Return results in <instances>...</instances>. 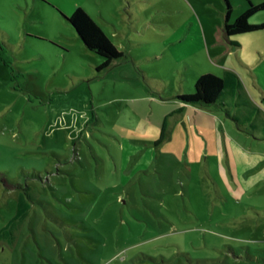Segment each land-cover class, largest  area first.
I'll list each match as a JSON object with an SVG mask.
<instances>
[{
	"label": "rangeland",
	"instance_id": "1",
	"mask_svg": "<svg viewBox=\"0 0 264 264\" xmlns=\"http://www.w3.org/2000/svg\"><path fill=\"white\" fill-rule=\"evenodd\" d=\"M186 3L0 0V264H264L263 135L218 104L174 112L234 59L230 108L260 123L264 29L210 52L179 39ZM79 6L123 52L102 71Z\"/></svg>",
	"mask_w": 264,
	"mask_h": 264
},
{
	"label": "crops",
	"instance_id": "2",
	"mask_svg": "<svg viewBox=\"0 0 264 264\" xmlns=\"http://www.w3.org/2000/svg\"><path fill=\"white\" fill-rule=\"evenodd\" d=\"M249 1H251L254 4H261L262 2H264V0H229L230 4L232 5V10H231L230 16L228 17V20L230 23H233L237 19V17H239L248 8ZM186 7L188 10V14H187L188 16H187L186 22L188 23L189 27H188V29H185V30L181 29V32H180L181 36L179 37V39H183V40L186 39L189 41L197 40L201 44L202 49L207 47V49L210 52H211L212 47L216 48V49L220 48V50L224 47L225 53H228V56H230V57L233 55L234 51H237V49L240 48L241 41L239 39V37H240L239 35L225 36L221 31V27L227 21V5H226L225 0H200V1L188 0V3H186ZM262 11H264V10H262ZM259 13H261V11L256 13L255 15H253L251 17L250 21L253 24L259 23L258 21H255L253 19ZM262 18L263 19L261 22H264V17H262ZM256 32L257 31L244 33V34H240V35H253ZM236 36H238V37H236ZM259 52L261 53L262 56L264 55V49L259 48ZM254 53H255V51H254ZM219 55L221 56V54H219ZM238 57H240V56H238ZM240 58H242V57H240ZM114 62H116V61H114ZM241 63H242V61H241ZM223 64H224L223 66L226 68H227V66H230L231 68L234 69V70L225 69L224 75L226 74L227 71H232V72L236 73L238 78H239V86H237V87L233 86L231 88H228L226 90V95L222 98V100L218 101L216 103H213V104L220 105L222 110L226 109V111L228 112V115L231 116L232 118H234L237 122L243 121V122L249 123V125L252 126L253 128H256L257 131L260 132L259 134L263 135L262 138H264V119L260 123H256L254 121L253 115L251 113H248V114H246L244 112L233 113L234 110L233 109L231 110L230 106L234 107L235 105H238L239 103H245L243 101L244 96H243V92L241 90L242 82H241L240 75L237 72L238 67L236 66L237 64L235 63L234 59L231 60L230 65L227 62H225ZM226 64H228V65H226ZM247 66L248 65H245V67H247ZM203 73L204 72L199 71V70H197L196 73H194V75H193L194 85H195L197 78ZM258 76H260V75L259 74H253V77L257 78ZM194 85H193V88H194ZM255 87L257 89H259V91L261 92L262 95H264V89L262 86L255 84ZM182 88H184V87L182 86ZM178 99L182 101V99H180V98H178ZM213 104L204 105V104H190V103L178 102V104H176L174 112L175 113H183L189 107L190 108L196 107L195 109H198L197 107H199V110H201L200 108H208ZM199 110H196L197 112H195V114H197L198 112H202ZM221 114H223V113L221 112ZM168 116L169 115H167L165 117V118H167V126H168ZM164 120H163V122H164ZM162 125H163V123H162ZM238 125H240V124L238 123ZM166 134H167V130H166ZM160 144H158V145H160ZM154 145H157V144H155V142H154Z\"/></svg>",
	"mask_w": 264,
	"mask_h": 264
},
{
	"label": "trees",
	"instance_id": "3",
	"mask_svg": "<svg viewBox=\"0 0 264 264\" xmlns=\"http://www.w3.org/2000/svg\"><path fill=\"white\" fill-rule=\"evenodd\" d=\"M225 2L227 5V21L221 27V31L225 36L240 35L264 29V22L253 24L250 21L253 15L264 10V2L254 4L249 1L248 8L233 23L228 20L232 5L229 0H225ZM66 19L74 26L85 46L103 57V63L98 66V71L108 68L114 61L123 56V52L110 40L101 24L83 7H77L73 14L70 17H66ZM233 86H239V78L232 71H227L223 77L213 73H203L195 82L194 92L180 95L179 98L185 103L210 105L221 101L226 95V90ZM166 130L167 118L163 122L159 138L155 141V144L158 145L164 140ZM29 209L30 205L27 203L25 196L21 194L18 199L16 217H25Z\"/></svg>",
	"mask_w": 264,
	"mask_h": 264
}]
</instances>
